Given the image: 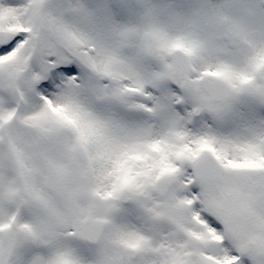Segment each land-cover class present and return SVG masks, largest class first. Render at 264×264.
I'll return each mask as SVG.
<instances>
[{"label": "snow or ice", "instance_id": "6c2138e0", "mask_svg": "<svg viewBox=\"0 0 264 264\" xmlns=\"http://www.w3.org/2000/svg\"><path fill=\"white\" fill-rule=\"evenodd\" d=\"M254 16L220 20L210 59L157 29L102 48L44 0L0 2V264H264V120L237 119L244 96L264 106ZM76 64L91 84L59 79Z\"/></svg>", "mask_w": 264, "mask_h": 264}, {"label": "rangeland", "instance_id": "374dc122", "mask_svg": "<svg viewBox=\"0 0 264 264\" xmlns=\"http://www.w3.org/2000/svg\"><path fill=\"white\" fill-rule=\"evenodd\" d=\"M20 2L21 0H12L9 4ZM44 2L55 18L99 47H114L119 34L126 29H157L173 37L186 36L206 43L209 46L206 55L210 59L222 55L216 47L221 36L220 20L251 10L255 13L253 23L256 27L261 22L260 13L264 12V0H44ZM153 7L163 12V16L155 17L153 13L152 16ZM115 15L118 17H114ZM98 19L104 26H101ZM105 30L107 34L109 30L112 31L109 39ZM33 65L37 70L42 68L39 57L33 58ZM71 66L73 62L67 58L60 59L57 64V67ZM75 67L78 69L76 74L70 76L59 73V79L75 80L77 83L85 81L91 84V77L84 67L80 64H76ZM32 76H35V72ZM46 78L47 76L44 77ZM240 118L252 122L264 120V106L258 104L253 97L244 96L238 101L237 119ZM199 124L207 126V121L200 120Z\"/></svg>", "mask_w": 264, "mask_h": 264}, {"label": "bare ground", "instance_id": "6f19581e", "mask_svg": "<svg viewBox=\"0 0 264 264\" xmlns=\"http://www.w3.org/2000/svg\"><path fill=\"white\" fill-rule=\"evenodd\" d=\"M155 7H156V6H155ZM155 7H153L152 9H154ZM152 13L155 15V17L163 16V14H164L163 12H160L159 9H157V8L154 9V11L151 12V14H152ZM153 14H152V16H153ZM114 17H118V16L115 15ZM98 21H99V19H98ZM99 22H100V21H99ZM100 24H101V26H104L101 22H100ZM100 24H99V25H100ZM113 26H114V25H112V29H113ZM256 28H257V31H258V30H259V26L256 25ZM105 31H106V30H105ZM108 33H109V34H107V31H106L107 39H109V38L112 36V31L109 30ZM107 39H106V40H107ZM99 42H100V41H99ZM110 48H112V46H110Z\"/></svg>", "mask_w": 264, "mask_h": 264}, {"label": "water", "instance_id": "95a60500", "mask_svg": "<svg viewBox=\"0 0 264 264\" xmlns=\"http://www.w3.org/2000/svg\"><path fill=\"white\" fill-rule=\"evenodd\" d=\"M0 1H2V0H0Z\"/></svg>", "mask_w": 264, "mask_h": 264}]
</instances>
